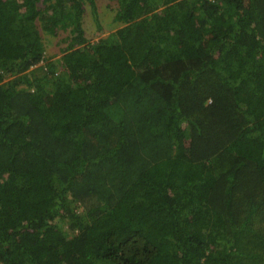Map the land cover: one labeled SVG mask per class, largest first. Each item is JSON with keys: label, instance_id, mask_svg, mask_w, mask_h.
<instances>
[{"label": "trees", "instance_id": "1", "mask_svg": "<svg viewBox=\"0 0 264 264\" xmlns=\"http://www.w3.org/2000/svg\"><path fill=\"white\" fill-rule=\"evenodd\" d=\"M98 1L0 0V264H264V0Z\"/></svg>", "mask_w": 264, "mask_h": 264}, {"label": "rangeland", "instance_id": "2", "mask_svg": "<svg viewBox=\"0 0 264 264\" xmlns=\"http://www.w3.org/2000/svg\"><path fill=\"white\" fill-rule=\"evenodd\" d=\"M98 8V16H97V23L101 27V31L97 34V26L96 22L93 21L92 14L90 12L89 7L86 6L85 10V17L83 19V29L84 34L87 40L90 42H96L100 39H104L108 37V35L115 33L117 29H119L122 24L116 23L114 21V15H115V6L113 4L108 3L107 1L100 0L97 3ZM64 36L60 35L57 38H47L45 41L46 44V51L44 54L45 59L47 61H57L61 54H60V48L62 46H57L56 43L63 38ZM7 80V79H6ZM62 227L64 231L70 235V232L68 230V227L66 224H62Z\"/></svg>", "mask_w": 264, "mask_h": 264}]
</instances>
